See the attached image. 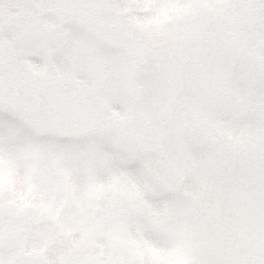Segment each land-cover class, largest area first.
I'll return each instance as SVG.
<instances>
[{"label":"snow or ice","instance_id":"snow-or-ice-1","mask_svg":"<svg viewBox=\"0 0 264 264\" xmlns=\"http://www.w3.org/2000/svg\"><path fill=\"white\" fill-rule=\"evenodd\" d=\"M0 264H264V0H0Z\"/></svg>","mask_w":264,"mask_h":264}]
</instances>
